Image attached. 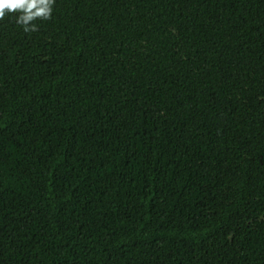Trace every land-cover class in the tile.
<instances>
[{"label": "trees", "instance_id": "1", "mask_svg": "<svg viewBox=\"0 0 264 264\" xmlns=\"http://www.w3.org/2000/svg\"><path fill=\"white\" fill-rule=\"evenodd\" d=\"M0 20V264H264V0H55Z\"/></svg>", "mask_w": 264, "mask_h": 264}, {"label": "clouds", "instance_id": "2", "mask_svg": "<svg viewBox=\"0 0 264 264\" xmlns=\"http://www.w3.org/2000/svg\"><path fill=\"white\" fill-rule=\"evenodd\" d=\"M54 3L55 0H0V20L16 13V21L24 32L36 31L34 21L50 19Z\"/></svg>", "mask_w": 264, "mask_h": 264}]
</instances>
